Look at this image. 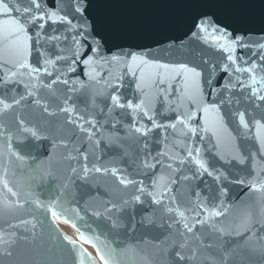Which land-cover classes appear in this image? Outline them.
Returning a JSON list of instances; mask_svg holds the SVG:
<instances>
[{
  "label": "snow or ice",
  "instance_id": "obj_1",
  "mask_svg": "<svg viewBox=\"0 0 264 264\" xmlns=\"http://www.w3.org/2000/svg\"><path fill=\"white\" fill-rule=\"evenodd\" d=\"M92 6L93 0H0L3 254L12 256L17 241L44 243L37 211L86 226L69 198L70 187L83 181L109 197L90 215L112 230L121 227L113 214L147 204L151 212L141 224L161 230L154 246L174 257L168 264H264V29L251 40L248 31L202 12L182 35L157 38L100 20ZM41 140L67 149L65 161H83L79 170L68 167L47 201L35 191V177H59L48 167L51 157L27 151V142ZM102 144L120 148L128 175L100 162L95 150ZM93 174L111 176L130 194L92 183ZM229 185L243 189V198L233 200ZM88 207L85 201L86 214ZM90 232L86 226L80 239L95 245L104 264H136V248ZM61 238L77 249L73 264H96Z\"/></svg>",
  "mask_w": 264,
  "mask_h": 264
},
{
  "label": "water",
  "instance_id": "obj_2",
  "mask_svg": "<svg viewBox=\"0 0 264 264\" xmlns=\"http://www.w3.org/2000/svg\"><path fill=\"white\" fill-rule=\"evenodd\" d=\"M90 11L100 20H120L138 33L157 38L182 35L191 18L202 12L214 14L219 22L232 29L248 31L251 40H260L258 33L264 29V3H261V0H93ZM78 104L83 107L82 102L78 101ZM45 119L48 118L45 117ZM55 135L57 138L67 139L65 133L57 132ZM27 151L42 160H48L51 157V164L48 167L54 177H59L58 180L48 176H44L43 179L40 176L35 177V191L39 194L40 199L45 201L55 195L61 182H65L64 178L69 166L77 167L79 170L83 164V161L80 163L65 161L64 157L68 150L62 147L53 149L47 140L27 142ZM95 151L96 155L100 157L101 163L116 166L123 170L125 175H128L129 164L126 160L119 159L122 155L120 148L107 147L102 144ZM110 161H114V163L110 164ZM93 176L92 183L99 180L105 186L113 185L111 176H96L95 174ZM0 181H3V177H0ZM204 182L211 184L208 177L204 178ZM192 183H196V181ZM229 187L231 189L229 195L233 200L243 198V189L233 185H229ZM112 190L125 197L131 192V189H117L114 185ZM69 198L75 199V203L71 207H80L82 210L80 215L84 216L86 226L91 227L92 232L87 233L88 235L100 236V239L107 236L109 239L122 242L124 247L131 245L136 248V264H168L170 259H174L167 255H158L159 249L154 245L159 242L156 238L161 235V230L147 227L146 221L144 225L141 224V220L148 217L151 212V208L147 204L143 208L138 205H130L119 216L113 214L121 227L112 230L106 219L93 218L90 215L94 209L103 211V201L109 198L105 196L102 188L89 187L83 181H75L74 185L70 187ZM85 201L89 205L87 214L84 212ZM34 215L37 220L43 222L42 239L44 243L37 248V245L32 244L31 241L27 244L17 241L9 248L13 253L10 257H6L0 249V264H73V256L77 249L69 245L61 236L69 237L92 254L96 259V264H104L95 245L80 239V232L86 229L83 222L82 227L78 228L74 227L72 223H66L63 217H51L40 211ZM23 218L32 219L30 216ZM57 221L70 226L73 233L69 234L62 230ZM35 231L39 237L41 233L39 224ZM18 234L26 235L27 233L21 228L18 230Z\"/></svg>",
  "mask_w": 264,
  "mask_h": 264
},
{
  "label": "bare ground",
  "instance_id": "obj_3",
  "mask_svg": "<svg viewBox=\"0 0 264 264\" xmlns=\"http://www.w3.org/2000/svg\"><path fill=\"white\" fill-rule=\"evenodd\" d=\"M57 224L59 225V227L64 230L65 232L72 234L73 230L70 226L62 224L61 222L57 221ZM89 249H91L90 247H88Z\"/></svg>",
  "mask_w": 264,
  "mask_h": 264
}]
</instances>
